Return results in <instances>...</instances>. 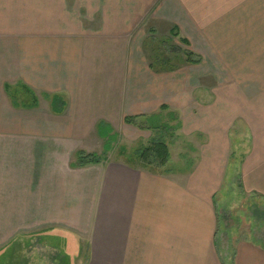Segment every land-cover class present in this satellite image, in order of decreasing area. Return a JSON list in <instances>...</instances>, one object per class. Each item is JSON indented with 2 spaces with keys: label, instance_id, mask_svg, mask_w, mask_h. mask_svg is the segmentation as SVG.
<instances>
[{
  "label": "crops",
  "instance_id": "obj_1",
  "mask_svg": "<svg viewBox=\"0 0 264 264\" xmlns=\"http://www.w3.org/2000/svg\"><path fill=\"white\" fill-rule=\"evenodd\" d=\"M124 3L125 12L115 0L116 6L95 13L97 27L90 38L83 33L54 35L49 25L36 26L30 37H13L11 32L0 38V257L17 235L16 240L33 236L48 241L68 260L82 264H225L215 206L232 155L231 133L239 132L238 126L249 135L239 165L240 188L264 200V0ZM148 11L202 58L201 64L186 66L203 65L205 53L214 51L223 61L225 78L250 79L253 90L230 95L236 108L223 123L215 116L208 125L201 119L193 124L194 133L208 138L187 169L172 174L166 168L155 171L123 162L72 168L76 152L99 154L74 147V140L95 135L104 146L107 138L98 132L100 123L110 135L120 121L128 126L125 117L144 120L173 112L178 132H183L188 98H210V90L185 92L184 82H174L182 79L184 65L174 72H156L149 57L138 59L136 45L129 40L122 44L120 37L139 27ZM7 37L12 44L5 51ZM27 40L35 48L31 54L24 49L29 54L25 60L20 54ZM8 58L20 59L14 79L5 78L12 73L5 66ZM27 91L37 101L31 109L21 105ZM54 97L63 103L59 110L52 107ZM94 167L100 170L91 177L87 170ZM28 227L49 229L32 235L19 231ZM74 229L83 237L73 235ZM229 260L264 264V247L238 241Z\"/></svg>",
  "mask_w": 264,
  "mask_h": 264
},
{
  "label": "rangeland",
  "instance_id": "obj_2",
  "mask_svg": "<svg viewBox=\"0 0 264 264\" xmlns=\"http://www.w3.org/2000/svg\"><path fill=\"white\" fill-rule=\"evenodd\" d=\"M114 1L115 0H0V38H3L2 36L5 37L7 34H13L11 32H14L13 37H30L36 34L35 27H42V25L43 28L52 27L51 30L54 35H62L67 32L73 33L74 35L83 33L84 36L90 38V33H93L94 28L97 27L98 16L95 13H97V11L104 12L107 11L108 8H112L114 5L116 6L117 3L113 4ZM125 1L127 2L128 0H120V8L123 7L121 12L123 10L125 12ZM146 8L147 7L144 8V11H146ZM143 14L144 13L141 15ZM138 15H140V12H138ZM49 17L50 20H41L42 18ZM145 18L146 19L143 20V23L139 27L130 30L131 33H129V35L120 37L122 44L129 40L132 47L136 45L138 47V59H143L144 55V57H149V60L153 62L154 57H156L155 53H158L161 59L169 62L168 64L178 65L184 57L183 51L187 50V48L181 44V39L178 37V34L175 36L168 26H164V24L153 20L154 17H152L149 11L146 13ZM61 28L64 30L61 31ZM152 29L155 30L154 33L151 32ZM96 36L100 37L98 33H96ZM100 38L102 41V37ZM113 38L116 40L118 37L116 36ZM207 39L209 40V37H207ZM210 39L214 41V37H210ZM7 40L8 45H5V51H7V49L10 50L11 46L9 45L12 44L9 37H7ZM104 40L107 41V37H105ZM142 41H145L143 45L141 44ZM145 44L148 45L146 46ZM34 48L35 44H33V42L30 40L24 41L21 50L23 53L20 54L21 58L24 57L26 60L27 56L32 53ZM24 49L31 50L27 56L26 50L24 51ZM205 54L206 57L203 65L195 68L184 65V67L180 68L182 69L180 71L182 79H173L174 82L178 84L184 82L185 92H190L199 88L206 91L210 90L208 92L210 98L205 96L201 97L198 94H195L193 96L194 98H188L190 105L188 106L186 104L183 114L184 120L186 121L185 124H187L185 131L178 132L177 120L173 119V112L157 114L161 121H158V118L151 120V123L153 122L156 126L167 124L174 128L172 135L170 133L167 134V132L162 133L164 136L160 135V137L164 138L168 146L170 159L164 167L153 168L155 171L166 168L170 170L172 174H175L180 170L191 167L194 158L196 159L199 145L203 144L208 138L206 136H199V133H194L192 130L193 124L198 123L201 119L200 121L202 124L208 125L215 116L217 123H223L229 118V114L232 115L233 113L229 110L236 108V101L228 99L230 95L244 91V88L248 91L253 90L252 87L254 84L250 79L225 78L224 68H221L220 65L223 61L215 55L214 51ZM3 60L6 61L4 57ZM7 60L9 61L5 66L12 73H6L5 78L14 79L13 74L18 69L20 59H18V61L15 60V62L11 61V58ZM16 91L19 92L22 90L18 88ZM213 93L216 95L213 96ZM24 99L31 101L30 94L26 93ZM196 103H201V106H198ZM210 103L214 104L209 108L202 107V105ZM206 112L209 117L206 116V114L201 115ZM243 128V126H238L236 129L239 132L233 131L231 133L232 155L228 165V173L224 185L216 197L217 202L215 210L218 224L216 233L218 237L217 243L219 242L220 247L222 246V255H226L225 264H230L229 259L233 256V250L238 241H253L264 247V200L258 196L244 194L239 185V165L242 154L248 147L249 139L248 133ZM159 133L161 134V132H157V130L141 131L137 128L125 126L122 121H120V123L115 126L114 131L106 137L107 139L103 147H101L102 142L95 139V135H90L83 142L82 140H74L73 146H84L87 149L95 150L99 154L108 152L105 162H123L131 167H141V163L138 158L135 157L134 151L149 146L150 140L153 137H158ZM99 170L100 168H89V170H87L88 175H91V177L94 175L96 176ZM45 229L28 227L19 229V231L24 232V235H32L34 232L37 233ZM1 231L4 230L0 229V232ZM52 231H54V229ZM80 231H85V229H81ZM78 232L79 231L74 229L73 235L77 234L78 238L83 237V235ZM15 237H17V235H14V239H10L9 243L4 246L6 252L1 255L0 264H59L61 258L64 256L58 253L55 248L56 246L48 244V241L47 243L41 240L39 241L33 236L25 240H16ZM50 238L55 245L58 244L56 237ZM60 242H62V239ZM1 252L2 247L0 245V253ZM67 261L69 264L83 263L82 260L72 261L67 259Z\"/></svg>",
  "mask_w": 264,
  "mask_h": 264
},
{
  "label": "trees",
  "instance_id": "obj_3",
  "mask_svg": "<svg viewBox=\"0 0 264 264\" xmlns=\"http://www.w3.org/2000/svg\"><path fill=\"white\" fill-rule=\"evenodd\" d=\"M151 32L154 33V30H151ZM171 32H173V34L177 36V33L174 30H171ZM181 44L185 47H188L185 40L181 39ZM145 45L147 46L148 44H145ZM183 52H184L183 54L184 57L178 65H173V64L171 65V63L168 64L169 62L161 59L158 56V53H155L156 57H154L153 62L150 63V68L156 72H174L181 65L201 64L202 58L200 56L194 54L190 50H184ZM28 94H30L31 96V101L23 100L22 102L21 101L20 102L24 108L31 109L36 105L37 101L31 92H29ZM10 96H12L11 93H10ZM11 98H12V102L14 103V105L17 106L16 104L17 101L15 97L13 98L12 96ZM62 106H63V103L60 99H58L57 97H54L52 99V107L54 108V110H59V108H61ZM172 115H173V119L177 120L176 115L174 113H172ZM154 118H158L159 119L158 121H161L158 115L151 116L144 120H141L140 117H125L124 118V123L126 125L132 126L141 131L157 130V132H161V134L160 133L158 134V137H153L150 140L149 146H147L144 149H138L134 151L135 157L138 158L139 162L141 163L142 168H150V169H153L155 167L161 168V167H164L170 159V152H169L168 146L166 142L164 141V138L160 137V135L164 136L162 134L163 132L164 133L167 132V134L170 133L172 135L174 128L167 124L156 126L153 122L151 123V120H153ZM108 131L109 130L108 128H106L105 124L100 123L98 125V132L100 133V135L107 137ZM107 154L108 152L97 154V153H85L83 151H78L75 154V162L72 164V168L79 169V168H85L89 166L101 165L105 163L107 159ZM167 172H170V170H167ZM59 264H69V263L67 261V258L63 256Z\"/></svg>",
  "mask_w": 264,
  "mask_h": 264
}]
</instances>
